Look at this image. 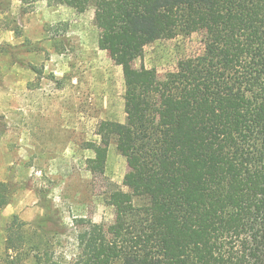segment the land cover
<instances>
[{"label": "trees", "instance_id": "1", "mask_svg": "<svg viewBox=\"0 0 264 264\" xmlns=\"http://www.w3.org/2000/svg\"><path fill=\"white\" fill-rule=\"evenodd\" d=\"M18 1L94 7L126 104L125 122L103 121L96 134L132 159L137 198L111 195L109 233L75 220L83 239L62 258L13 216L5 264H264V0ZM196 31L202 53L165 79L134 70L147 45ZM87 148L97 153L88 169L102 174L106 148ZM16 190L0 182V208Z\"/></svg>", "mask_w": 264, "mask_h": 264}, {"label": "rangeland", "instance_id": "2", "mask_svg": "<svg viewBox=\"0 0 264 264\" xmlns=\"http://www.w3.org/2000/svg\"><path fill=\"white\" fill-rule=\"evenodd\" d=\"M94 12L93 6L79 12L41 1L0 0V182L17 189L0 208V264L13 216L62 258L83 239L75 220H91L109 233L111 195L137 198L130 185L132 159L119 152L116 139L96 134L103 121L124 123L126 104L121 68L105 49L106 33L95 26ZM203 48L201 31L158 40L133 67L154 69L163 80ZM88 143L106 148L102 174L88 169L97 157ZM48 219L53 230L36 228Z\"/></svg>", "mask_w": 264, "mask_h": 264}]
</instances>
